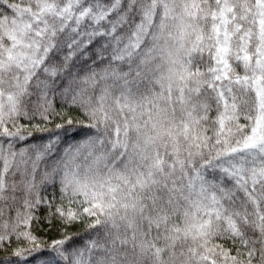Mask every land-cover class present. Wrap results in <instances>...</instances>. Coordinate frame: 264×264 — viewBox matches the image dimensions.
Instances as JSON below:
<instances>
[{
    "label": "snow or ice",
    "instance_id": "1",
    "mask_svg": "<svg viewBox=\"0 0 264 264\" xmlns=\"http://www.w3.org/2000/svg\"><path fill=\"white\" fill-rule=\"evenodd\" d=\"M0 264H264V0H0Z\"/></svg>",
    "mask_w": 264,
    "mask_h": 264
},
{
    "label": "trees",
    "instance_id": "2",
    "mask_svg": "<svg viewBox=\"0 0 264 264\" xmlns=\"http://www.w3.org/2000/svg\"><path fill=\"white\" fill-rule=\"evenodd\" d=\"M42 235H43V237H44L45 239H47V238H54V237H55V232L44 233V234H42Z\"/></svg>",
    "mask_w": 264,
    "mask_h": 264
}]
</instances>
